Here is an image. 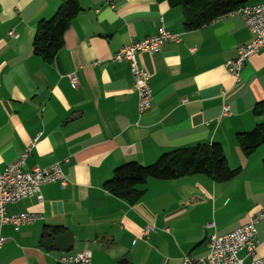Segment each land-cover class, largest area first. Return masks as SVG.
<instances>
[{"label":"crops","instance_id":"1","mask_svg":"<svg viewBox=\"0 0 264 264\" xmlns=\"http://www.w3.org/2000/svg\"><path fill=\"white\" fill-rule=\"evenodd\" d=\"M79 1L63 48L47 62L34 53L33 38L38 22L51 17L61 0H0V173L35 141L24 169L60 162L69 179L65 188L43 185L41 201L8 205L9 214L31 211L42 218L18 231L4 225L0 264H60V251L41 243L50 225L73 232L72 251L91 249L90 264L200 258L209 251L211 232H229L264 206V145L247 156L236 137L262 118L254 108L264 100V47L235 83L225 63L252 39L239 14L187 29L183 9L167 1ZM161 26L181 40L138 54L153 87L151 108L139 114L130 63L109 59ZM11 29L17 37L9 36ZM69 73L78 77L77 86ZM200 142H220L240 173L224 182L204 174L150 178L134 204L104 187L120 164H150L166 151ZM257 229V255L264 256V220Z\"/></svg>","mask_w":264,"mask_h":264},{"label":"built area","instance_id":"2","mask_svg":"<svg viewBox=\"0 0 264 264\" xmlns=\"http://www.w3.org/2000/svg\"><path fill=\"white\" fill-rule=\"evenodd\" d=\"M242 17L244 25L252 35V39L240 45L235 57L229 58L225 65L235 83L242 80V71L252 55L264 47V2L247 3L234 11ZM8 34L13 37L18 35L11 29ZM169 40L180 41L178 32L167 30L161 26L156 34L142 39H132L123 45L109 59L111 62L126 60L130 63L134 77L133 89L138 96V112L143 114L151 108L153 102V87L149 71L139 63L138 54L143 51L150 53L159 52L165 42ZM100 63V60L97 61ZM72 85L79 84L75 73L68 74ZM229 105H224V113L229 112ZM41 132L37 135V140ZM35 141L0 173V249L4 245L6 237L3 234L4 225H11L15 231L22 226L33 224L42 215L36 212L8 213L10 203L35 197L39 201L43 199L41 188L45 184L58 183L61 188L67 187L69 179L60 162L47 167H34L25 170L26 160L31 154ZM264 220V206L257 208L250 215L247 222L235 229L219 234L213 231L208 237L209 251L200 258L184 255L183 264H264V256H258L257 224ZM208 228H213L214 223L208 222ZM169 231V229H167ZM60 264H90L92 250L88 247L80 251H60L58 258Z\"/></svg>","mask_w":264,"mask_h":264},{"label":"trees","instance_id":"3","mask_svg":"<svg viewBox=\"0 0 264 264\" xmlns=\"http://www.w3.org/2000/svg\"><path fill=\"white\" fill-rule=\"evenodd\" d=\"M183 9L187 29L200 28L213 20L234 12L250 3L249 0H160ZM81 11L79 0H61L55 13L38 22L33 38V51L47 62H52L63 48L64 34L72 20ZM254 114L262 118L249 131L238 132L237 141L245 155L250 156L264 145V100L256 103ZM264 162V159H263ZM241 168L230 167L220 142H200L194 146L166 151L150 164L136 160L118 165L104 187L112 194L134 204L141 199L150 178L171 180L193 174H204L216 182L228 181L237 176ZM66 228L50 225L45 228L41 243L47 249L55 248L54 237Z\"/></svg>","mask_w":264,"mask_h":264},{"label":"water","instance_id":"4","mask_svg":"<svg viewBox=\"0 0 264 264\" xmlns=\"http://www.w3.org/2000/svg\"><path fill=\"white\" fill-rule=\"evenodd\" d=\"M55 248L59 251H71L75 247L73 232L66 231L54 237Z\"/></svg>","mask_w":264,"mask_h":264},{"label":"rangeland","instance_id":"5","mask_svg":"<svg viewBox=\"0 0 264 264\" xmlns=\"http://www.w3.org/2000/svg\"><path fill=\"white\" fill-rule=\"evenodd\" d=\"M10 36V35H9ZM13 37V36H12Z\"/></svg>","mask_w":264,"mask_h":264}]
</instances>
